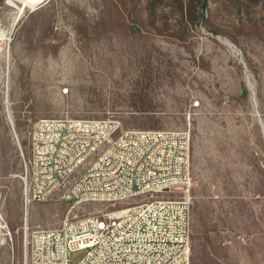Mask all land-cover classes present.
I'll use <instances>...</instances> for the list:
<instances>
[{
  "label": "rangeland",
  "instance_id": "obj_1",
  "mask_svg": "<svg viewBox=\"0 0 264 264\" xmlns=\"http://www.w3.org/2000/svg\"><path fill=\"white\" fill-rule=\"evenodd\" d=\"M43 1L0 0V264L69 207L25 206L20 177L34 121L65 115L189 126L190 264H264V0Z\"/></svg>",
  "mask_w": 264,
  "mask_h": 264
},
{
  "label": "built area",
  "instance_id": "obj_2",
  "mask_svg": "<svg viewBox=\"0 0 264 264\" xmlns=\"http://www.w3.org/2000/svg\"><path fill=\"white\" fill-rule=\"evenodd\" d=\"M27 137L23 204L69 203L56 226L25 227L27 264H190L189 126L122 128L114 117L43 116ZM85 203L97 206L72 214Z\"/></svg>",
  "mask_w": 264,
  "mask_h": 264
},
{
  "label": "bare ground",
  "instance_id": "obj_3",
  "mask_svg": "<svg viewBox=\"0 0 264 264\" xmlns=\"http://www.w3.org/2000/svg\"><path fill=\"white\" fill-rule=\"evenodd\" d=\"M16 1L18 0H7V3L11 6L17 7L18 13H20L23 11L24 7L27 6V3L24 2V5L22 6V5H17ZM5 37H6V32L0 29V38L5 39ZM2 227H3V224H1L0 222V228Z\"/></svg>",
  "mask_w": 264,
  "mask_h": 264
},
{
  "label": "water",
  "instance_id": "obj_4",
  "mask_svg": "<svg viewBox=\"0 0 264 264\" xmlns=\"http://www.w3.org/2000/svg\"><path fill=\"white\" fill-rule=\"evenodd\" d=\"M46 0H44L43 2L39 3L38 5L35 6V8L41 6Z\"/></svg>",
  "mask_w": 264,
  "mask_h": 264
},
{
  "label": "trees",
  "instance_id": "obj_5",
  "mask_svg": "<svg viewBox=\"0 0 264 264\" xmlns=\"http://www.w3.org/2000/svg\"><path fill=\"white\" fill-rule=\"evenodd\" d=\"M203 1V4L205 5L206 4V0H202Z\"/></svg>",
  "mask_w": 264,
  "mask_h": 264
}]
</instances>
